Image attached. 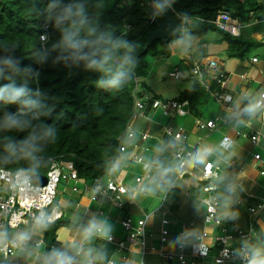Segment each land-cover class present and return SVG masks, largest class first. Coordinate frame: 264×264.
I'll return each instance as SVG.
<instances>
[{
    "label": "crops",
    "instance_id": "1",
    "mask_svg": "<svg viewBox=\"0 0 264 264\" xmlns=\"http://www.w3.org/2000/svg\"><path fill=\"white\" fill-rule=\"evenodd\" d=\"M240 23L239 35L222 31L229 36H240L241 39L252 42L251 49L245 54H243V49H237L238 45H235L231 38H225L224 35L216 32H210L205 36H188L172 44L173 64H178L177 60L184 61L186 52L190 55V60H195L194 53L197 49L205 47L208 55L200 59L209 57L220 62L221 69L228 76L223 92L230 94L232 99L225 103H219L204 88L208 97L205 96L196 104L198 105L196 113L191 112V106L189 107L190 112L185 116L165 115L161 109H149L148 111L145 109L132 119L135 136L126 143L128 153L140 154L150 163V166L145 173L141 164L133 160H125L115 169L112 176L121 183L133 186L136 176L148 174L149 178L145 181L146 192L134 196L122 195L121 198L125 206L120 209L107 198L100 197L95 200L91 198L92 190H86V186L88 185L90 188L93 180H82L81 183H78L77 191L72 190L74 181L62 183L56 204L63 212L61 218L68 220L70 224L58 228L55 244L48 250L43 229L46 224H43L39 227L40 232L37 228L34 233L36 238H40L43 233V244L40 247L30 245L27 249L18 250L13 256L6 259L0 254V264H49L50 255L54 250L67 252L71 257V264H76L74 263L75 253L81 243H83V251L77 264H85L89 253L92 252L105 259H113L116 264H178L177 259H162L155 252L142 256L138 253V248H136V252L128 249L119 251L115 244L105 239L98 237H93L90 240L85 239L83 228L93 217L106 220L111 224L113 228L111 235L116 240H125L127 236V232L119 224L120 219L130 216L136 222L140 218L147 217L146 243L150 247H159L161 221L163 217L167 216L170 220L168 227L171 239L168 244L163 246V250L171 248L177 243H183L189 264H192V261L195 264H216L213 259V255L219 251L216 237L222 235H232L233 237L228 241L238 251L239 245L243 242L236 235L239 230L246 232L251 230L253 233L250 244L252 258L256 253L264 254V210L252 219L246 205V202L264 200V174L261 173V170L264 169V125L261 122L260 112L254 105L259 93L264 90V13L260 18L251 13L247 22L240 20ZM254 58L256 61H253ZM165 63L173 65L171 62L166 61ZM162 66V58H160L154 63L152 71L158 73ZM173 68L171 71L179 69L185 73L189 69L180 65ZM145 76L142 75L143 78ZM142 77L140 76V79ZM141 81L145 82L143 79ZM192 84L193 82L188 86L184 85L178 96L172 99L178 100L181 92L190 88ZM211 87L217 89V82L212 81ZM162 98L167 99V97ZM249 109L252 110L249 111ZM197 119L213 120L216 128L212 131L199 129L196 124ZM168 125L176 130L182 129L187 134L186 143L176 142L165 135L164 128ZM141 133H147V139L142 140ZM255 134H259L260 138L258 141L252 142L251 137ZM226 135L233 139L228 150L220 144ZM180 147L195 152L188 166L189 171L183 177L178 176L179 161L175 156V151ZM205 148L211 149L207 158L213 162L217 169L219 177L216 184L218 188L221 180L227 189H229L228 182L232 181L237 195L240 196L238 199L235 197L226 201L233 206V209L227 211L224 209L221 212L224 202H220L218 215L222 219L223 226L227 229L226 233H223L220 227L205 223L208 195L202 192L201 187L205 182L199 178L203 159L197 158V154ZM256 154H260V160L255 159ZM107 172H109V165L105 175L100 176L103 182L109 178ZM175 188L176 192L171 195L170 193ZM214 195L217 194L214 193ZM239 199H242L243 203L239 204ZM198 203L205 209L202 216L199 211L194 209ZM197 213L199 216H194ZM224 215L226 218H223ZM209 228L210 230H208ZM203 230L212 235L209 237V240L212 241L211 251L207 257H195L192 255L194 238ZM185 232H194V234L184 235L180 240L176 239ZM254 236L259 238L258 244L252 242ZM216 247L217 250H215ZM226 264L242 263L236 259Z\"/></svg>",
    "mask_w": 264,
    "mask_h": 264
},
{
    "label": "trees",
    "instance_id": "2",
    "mask_svg": "<svg viewBox=\"0 0 264 264\" xmlns=\"http://www.w3.org/2000/svg\"><path fill=\"white\" fill-rule=\"evenodd\" d=\"M151 1L80 0L85 5L92 25L106 34L127 41L133 49L131 55L136 63L123 85L119 88H104L98 81L101 78L109 79L110 73L86 69L82 63L75 64L65 57L57 59L60 54L53 49V45L59 41L61 33L54 21L47 18L48 5L53 0H0V61L11 57L17 62L15 68L0 63V87L10 82L15 86L24 85L29 90L25 99L35 103V107L26 110L30 126L24 131L0 129V169H24L30 174H46L50 158H57L63 167L72 164L81 180L104 176L109 165L108 158L119 153L118 137L133 116L134 74L140 77L141 72L152 70L160 58L162 64L166 61L172 63V44L192 35L205 36L216 32L231 38L238 45L237 49H243L245 54L251 49L252 42L240 36H229L215 26L213 20L219 11L228 12L243 22L249 20L251 13L258 18L264 13L260 0H167L178 14L192 21L183 37L156 40L145 49L148 34L157 28L156 21L163 22L165 12L173 15L169 7L154 15ZM165 1L153 0L154 3ZM46 24L48 29L45 28ZM44 35H47L45 41L42 40ZM45 53L47 58L40 62L38 54ZM207 55L205 47H199L194 58L199 60ZM119 59L120 55L117 54L109 67L114 70ZM177 62L172 63V69L178 65L185 66L182 60ZM28 68L31 71L25 72ZM141 86L151 95L147 111L152 109L154 99L168 100L152 94L146 82H141ZM205 96L204 87L194 81L190 88L181 92L178 100H187L189 112L191 106V112L196 113V104ZM17 107L16 104L5 105L0 102V124L5 114L15 112ZM45 125L55 129V138L37 141L39 150L34 153L35 160L26 159L22 154L10 157L5 151L8 140L19 142L27 138L29 133L39 136ZM232 184L229 181L227 189L222 180L219 182L216 194L220 202L240 197ZM69 224L68 220L61 218L54 224L43 226L48 250L55 244L58 228ZM217 246L220 249L222 244L218 243Z\"/></svg>",
    "mask_w": 264,
    "mask_h": 264
},
{
    "label": "built area",
    "instance_id": "3",
    "mask_svg": "<svg viewBox=\"0 0 264 264\" xmlns=\"http://www.w3.org/2000/svg\"><path fill=\"white\" fill-rule=\"evenodd\" d=\"M260 1L264 5V0ZM151 5L153 7V0L151 1ZM169 8L181 23L182 30L186 31L188 24H190L192 20L178 14L171 6ZM157 13L158 12L155 10V14ZM213 23L222 30L228 31L234 35H239L241 26L240 19L233 17L228 12L219 11ZM43 39H45V36ZM253 61H256V58H254ZM188 65L189 69L186 73L179 69H175L169 73V76L174 79L191 78L198 81L219 103H225L232 99L230 94L223 92L228 76L221 69L216 59L206 58L194 61ZM212 81L217 82V89L211 87ZM134 82L135 88L133 90V96L135 98V105L133 116L127 124L125 131L118 137L119 153L114 157L108 158L110 164L107 175L109 178L105 182H103L101 177L95 178L93 183L90 184V188L88 185L86 186V190H92V199L95 200L100 197L107 198L120 209H123L125 206L121 198L122 195L128 194L134 196L136 194H144L146 192L145 181L149 178L148 174L138 175L135 178L134 185L130 186L117 181L116 178L112 176L115 169L125 160H133L141 164L145 173L150 166V163L140 154H129L126 145L127 141L132 140L135 136V130L132 127V119L147 109L151 100L150 93L145 88L141 87L140 78L135 74ZM188 105L189 102L187 100L164 101L156 98L153 100L151 108L161 109L166 115L184 116L189 113ZM254 105L259 110L261 122L264 125V90L259 93ZM196 124L199 129H208L212 131L216 128V124L213 120L203 121L197 119ZM165 134L176 142L186 143L187 134L182 129L176 130L172 126H167L165 128ZM147 137V133H141L140 138L142 140L147 139ZM259 138V134H255L251 137V141L256 142ZM232 143L233 139L228 135L224 136L220 142L221 146L226 150L230 148ZM194 154V150H186L183 147L175 151V156L179 161V168L177 171L179 177H183L188 173V166ZM208 155L203 157V166L200 168L199 174V178L205 182L201 187L202 192L208 195L205 223L207 225L220 227L221 231L226 233L227 229L223 226L222 219L218 215L220 201L217 195H214L216 190H218L216 182L219 176L213 162L208 160ZM255 159L260 160V154H256ZM261 173L264 174V169L261 170ZM33 175L34 174H30L24 169H18L16 171L3 168L0 169V254L5 259L13 256L18 250L27 249L30 245L40 247L43 244V233L40 238H36L37 236H34L35 229L43 224H52L63 216V212L56 204L60 189L59 185L74 181L72 190L77 191L78 183L82 181L79 179L78 172L72 164L63 167L60 162H58L57 158H50V166L47 173L39 174L46 177L47 181L45 184L37 183L33 179ZM238 203H243L242 199H239ZM246 205L252 219L264 210V200L246 202ZM147 219V217L140 218L134 222L130 216H126L119 220V224L127 232L125 240H116L113 235H111L110 240H105L115 244L119 251L128 249L136 252V248H138V253L142 256L155 252L162 259H177L178 264H189L183 243H177L175 246L163 250V246L168 244L171 239V233L168 227L170 220L167 216L163 217L161 221L162 228L159 234L160 246L150 247L147 245ZM38 220H40L41 223L38 224ZM38 231L40 232V228ZM252 234L251 230L247 232L239 230L236 232V235L243 241L239 245L238 251L235 250L228 241L229 238L233 237L232 235L216 237V243H221L222 247L219 249L218 253L213 255L215 263L226 264L227 262L237 259L240 260L242 264H247V262L252 259L250 253ZM21 235H25L27 238L21 240ZM209 237H212V235L206 230H203L195 236L193 242V256L207 257L209 255L212 247V241L209 240ZM82 251L83 243H81L75 253L76 257L74 258V263H78ZM64 253L68 256L67 252ZM85 264L116 263L113 259H105L98 256L95 252H92L89 253ZM192 264H195V262L192 261Z\"/></svg>",
    "mask_w": 264,
    "mask_h": 264
},
{
    "label": "clouds",
    "instance_id": "4",
    "mask_svg": "<svg viewBox=\"0 0 264 264\" xmlns=\"http://www.w3.org/2000/svg\"><path fill=\"white\" fill-rule=\"evenodd\" d=\"M153 7L154 15H158V13L155 14V10L157 12H163L166 7H170V2H167V0L165 3L156 2ZM47 11V18L54 21L55 27L60 29L61 33L59 41L53 45V49L58 50L60 54L57 59L65 57L75 64L82 63L86 69L110 73L109 79L105 80L101 78L98 81L99 85L104 88L121 87L136 63L134 57L131 55L133 50L132 46L128 44L127 41L115 38L110 34H106L98 30L96 26L92 25L90 18L87 15L85 5L80 2V0H67V2H62V0H53V2L48 5ZM173 15L171 16L176 18V16ZM45 28L48 29V25ZM181 31V37H183L187 30L183 31L182 25ZM44 36L45 39H43ZM44 36H42L43 41L47 39V35ZM117 54L120 55V59L113 70L109 67V65L112 64ZM38 56L39 61L43 62L47 58V53L38 54ZM185 56L184 65L188 68V64L198 60H190L188 52H186ZM199 60H203V58ZM0 63L6 67L15 68L17 62L11 57H8L0 61ZM218 63L221 65L219 61ZM16 70L19 71L18 69ZM24 71L30 72L31 69L28 68ZM187 80L196 81L191 78H187ZM141 82L142 81L140 79V85ZM28 94L29 90L24 85L15 86L14 83L10 82L0 87V102L5 105H18L15 112L5 114L3 123L0 124V129L6 131H24L30 126V121L26 118V110L35 107V103L31 100L25 99ZM251 110L252 109H249V111ZM54 138L55 129L49 125H45L43 126L42 132L39 136L29 133L27 138L19 142L8 140L5 144V151L10 157L22 154L26 159L35 160L36 157L34 153L39 150L37 147V141L40 139ZM210 152L211 149H202L197 154V158L203 159V157L210 154ZM37 223L39 224L41 221L38 220ZM112 230V225L106 220L93 217L83 228V235L84 238L88 240L93 237L110 240ZM189 234H194V232H185L176 239L180 240L182 236ZM26 238L27 237L25 235H21L20 237L21 240ZM49 264H71V257L67 256L63 252L54 250L50 255ZM249 264H264V254L256 253L249 261Z\"/></svg>",
    "mask_w": 264,
    "mask_h": 264
},
{
    "label": "rangeland",
    "instance_id": "5",
    "mask_svg": "<svg viewBox=\"0 0 264 264\" xmlns=\"http://www.w3.org/2000/svg\"><path fill=\"white\" fill-rule=\"evenodd\" d=\"M162 65L163 66L159 69L158 73L153 72L152 70L141 72V77H142V73H144L143 74L144 76L146 75L145 78L142 77L141 79L147 82V84L150 86L149 89L152 94H156L162 97H167V99L173 100L172 98L178 96L179 91L184 88V85L188 86L189 83H192V81L187 79H174L170 77L169 73L172 70V65H168L166 63ZM185 82L187 83L185 84ZM61 185L62 184L59 185V188H61ZM175 192H176V188L170 194L174 195ZM59 196L60 195H58V197ZM194 207L195 210L199 211L201 216L204 215L203 213L205 209L200 203L196 204ZM224 209L227 211L229 209H233V206L229 205L227 202H224V205L221 208V212H223ZM194 216H199V215L197 213ZM223 218H226V215H224ZM208 230H210V228ZM252 242L254 243L256 242L258 244L259 238L254 236Z\"/></svg>",
    "mask_w": 264,
    "mask_h": 264
},
{
    "label": "water",
    "instance_id": "6",
    "mask_svg": "<svg viewBox=\"0 0 264 264\" xmlns=\"http://www.w3.org/2000/svg\"><path fill=\"white\" fill-rule=\"evenodd\" d=\"M156 23L157 28L151 31L147 36L145 49H147L156 40L168 41L173 37L182 36L181 24L168 12H165V20L163 22L157 20ZM33 179L39 184H45L47 181L46 177L39 174H34Z\"/></svg>",
    "mask_w": 264,
    "mask_h": 264
},
{
    "label": "bare ground",
    "instance_id": "7",
    "mask_svg": "<svg viewBox=\"0 0 264 264\" xmlns=\"http://www.w3.org/2000/svg\"><path fill=\"white\" fill-rule=\"evenodd\" d=\"M237 47V46H236ZM223 52V51H222ZM194 82V81H193Z\"/></svg>",
    "mask_w": 264,
    "mask_h": 264
}]
</instances>
